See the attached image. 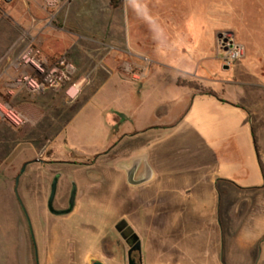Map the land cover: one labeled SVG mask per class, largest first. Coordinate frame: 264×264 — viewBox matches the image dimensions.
Masks as SVG:
<instances>
[{"label":"rangeland","instance_id":"obj_1","mask_svg":"<svg viewBox=\"0 0 264 264\" xmlns=\"http://www.w3.org/2000/svg\"><path fill=\"white\" fill-rule=\"evenodd\" d=\"M72 1L79 3L76 10L71 4L61 10L71 19L60 11L47 24L41 0H0L1 109L8 103L17 111V106L29 103L38 112L36 120H24L20 126L0 123V264H80L83 257L90 264L83 253L93 245L76 237L71 257L52 260L47 248L40 253L42 237L52 238L50 225L61 216L51 215L43 202L37 205V189L29 190L28 182L42 176L50 184L53 173H45L44 166L23 171L16 188L23 205L18 201L15 181L25 160L58 169L64 176L55 206L66 189V176L79 189L87 186V205L76 221L81 223L78 227L92 222L104 237L112 232L103 256L110 264H129V245L114 226L122 219L135 226L127 224L139 238L137 264H171L177 254L185 255L189 247L195 250L188 241L193 238L199 239L198 251L206 263L247 264L249 257L258 261L261 250L243 246L254 234L255 223L246 215L245 204L233 202L253 173L264 176L258 161L264 142V0ZM222 33H231L245 47L243 58L230 65L219 50ZM27 45L38 49L49 65L62 60L72 64L70 82L39 93L13 88L19 74L13 65ZM105 55L119 61L101 63ZM111 73L125 81L118 89H127V96L118 92L109 97L106 90L112 81L88 100ZM73 85L78 92L71 99L66 90ZM200 93L226 94L245 109L189 107L190 116L179 130L154 142L157 131L146 127L168 125ZM151 109L169 116L167 121L148 117ZM126 115L136 119V133L125 136ZM116 116L123 118L112 126L110 120ZM137 153L151 155L152 165L161 170L159 188L131 193L124 170ZM217 168L241 189L219 182L216 219L196 205L189 211V199L172 197L170 181L183 194L185 179ZM27 193L31 206L25 202Z\"/></svg>","mask_w":264,"mask_h":264},{"label":"crops","instance_id":"obj_2","mask_svg":"<svg viewBox=\"0 0 264 264\" xmlns=\"http://www.w3.org/2000/svg\"><path fill=\"white\" fill-rule=\"evenodd\" d=\"M13 1L14 0H12L11 2H13ZM41 2H42L41 6H43V4H44L43 0H41ZM71 2H72V3H70L71 6L70 5H67V6L68 7L70 6L72 11L76 10L77 7L79 6V3L74 4L73 1H71ZM8 3H10V2H5V4H8ZM61 12H62L61 14H64L65 19L70 18V17H68V14H66L67 13L66 10L64 11V13H63V11H61ZM47 19H48V14H47L46 20ZM70 19H69V21H70ZM47 24H48V22H47ZM101 45H103V44H101ZM119 51L124 52L123 50H120V49H119ZM116 59H115V57H111V56L107 57V55H105V56H102L100 62L102 63V62L106 61L107 64H113L114 65L115 63H117L119 61ZM100 80H101V78H100ZM112 81H114L115 83L112 84L106 90V94L109 97H111L112 99L116 97V94L118 92L121 95L124 93V96L126 97L127 96V89L124 91L122 89H118V88H122L121 83H123L125 81L123 79H121L118 74L111 73L109 75V77L106 78V80L104 82L100 83L99 87H97L96 91L93 94H91V96L89 97L88 100H90L91 98L92 99L95 98L100 92H102L105 89V87L108 85V83L112 82ZM18 95H19V92L17 91L13 94V97L15 98ZM23 98L26 99V101H28L30 103L32 102V101H30L31 98H27L26 96H24ZM33 103L35 104L34 101L32 102V104ZM223 105H232V106H235V108L238 110H244L245 109L243 106L235 105L234 102L227 99L226 94H225V96H220V97H216L215 95L208 94V93H200V94H196V95L194 94L191 98V101H190L187 109L184 110L183 114L179 118L176 117L174 120L170 119V121L167 123L168 125L163 124V123H160V124L154 123V125L150 124L146 128L147 129L153 128L157 131V134H155L156 136L153 138L154 142L157 139L156 137H158V139H165L168 136L172 137V135H174L175 132L177 130H179L181 125L190 116V111L187 112L189 107H191V109H193V107H194V109L195 108L205 109V108H214V107L216 109H221V108H223ZM16 110L27 121L30 120L32 122L33 120H36L38 118V112L31 109L29 103H28V105L20 104L19 106H17ZM152 114L154 115L153 117L155 118V120L165 118L167 121V118L169 117L167 115L163 116L162 114H159L158 112H156L155 109H151V113L148 115V117L152 116ZM122 118H123L122 116L121 117L116 116V117H114V119L110 120V123L112 124V126L117 125V124H119V121ZM72 119L70 121H72ZM145 120H147V117L145 118ZM134 121H136V119L133 120L132 115H126V128H128V129H126V131H125L127 133V134H125V136L129 135L132 132L136 133V131L134 130L135 129ZM3 122L4 121H2L0 123L2 124ZM147 122H148V120L145 123H147ZM4 123H9V122L5 121ZM9 125H10V123H9ZM261 132H263V131H261ZM62 133H63V130L58 133V137ZM162 134H163V136H162ZM261 144H262V148H261L260 152L258 153V161L260 162V166L263 167L264 166V142H262ZM131 159H132L131 163L129 165H126V168L129 166H132L133 162L136 159L140 160V163L138 164V168L135 171V175L133 178L134 181H138L144 177L145 170H146V166H145L146 164L151 168L150 175L148 176V180L144 183L139 184V185H131V183H129L127 180V176L125 173L126 169L124 170V174H125L124 179H125L126 185H128V188L131 190V193H137V192L149 189V188H151V189L159 188L161 183H163V181H162L163 178H162L161 170L155 168L152 165L151 155L148 156V154H145V153H137L136 155H133L131 157ZM25 163H27V166L24 168V171H26L27 169H35V168H39V167L44 166V167H46V168H44L45 173H46V171L49 170V172L53 173V177L56 174H60L59 180L60 179L63 180L64 176H62V173L59 172L58 169H52V168L49 169L48 168L49 166L37 165L35 161H29V160L23 161L22 167L24 166ZM57 163H59V162H57ZM22 167H20V170ZM20 170H19V174H20ZM220 172H221L220 169L217 168L214 170L212 169L211 171H206L204 173H201V175L195 179H191V178L185 179L184 184L182 185V187L185 191L183 194L180 193L181 188L179 186H176V184H173L170 181V183H171V185H170L171 187H169L171 190L170 193L172 194V197H174L175 199H181V200H186V201L189 199V201H187L189 211H194V210H196V207H198V209L205 210L204 212H210L209 214L212 216L215 215V219H216L218 216V213H219V211L217 209V198H218L217 193H219V190L217 187H218L219 182H221L223 184V186H225L226 188H227V186H229V183H230L236 189H241V188L245 189L244 192H241L240 194L238 192L236 194L237 198L233 202V204L236 203V205L239 203V207L241 205L245 204L249 209L248 210L249 213L246 215H248V217L250 219H252L253 222L255 223L254 234L251 235L250 239L245 244H243V246H245L247 248H251L252 251L255 249L261 250L258 261L255 262L254 259L249 257L247 264H264V184H263L264 183V176L260 175V173H261L260 171L255 172L248 179V185L241 187V185H238L237 181L228 180L226 178V176L222 175ZM21 174L19 177V182H20ZM53 177H52V179H53ZM66 178L68 180V181H66V180L64 181V183L66 185V189L65 190L62 189V191L60 193L61 197L58 199L57 206L54 205L56 209H64V208L68 207V199H69V194H70V189H71V181H73V180L71 178L69 179L68 176H66ZM171 179H173V178L169 177L168 180H171ZM173 180H175V179H173ZM51 182H52V180H51ZM51 182H50V184L47 185L44 176H42L41 179L37 182L32 181V180H30L28 182L29 183V190H30V188L31 189H34V188L37 189L36 192H33L34 199H35V202H37V205L40 204L41 202H43L47 207V199L49 196V189L51 186ZM15 183H16V181H15ZM73 183H75L77 186L76 201H75L76 203H75L74 210H72L71 213H69V214L60 215L61 217L59 220H53L54 224L52 226L50 225V229H54V230H52V238L50 236L48 237V239L46 236L42 237L40 253L43 252V250H45V248H47L46 251L51 253L53 256L52 260L62 259L60 257L61 255L62 256L67 255V256L71 257V255H73V253H74L73 252L74 247L72 246V241H73V238L76 237L79 242H83V243L88 242L91 245H93V247H91V249L89 251H85L83 253V256L90 257L89 258L90 264H91L92 260H99V261L104 262L105 264H110L107 260H105V258H103V256L106 254V251L109 248L108 247L109 246L108 241H109V239L112 240L113 234L111 232L106 237L101 236V232H100L101 228L100 227H99V229L94 228L92 222L89 223V222H87V220L82 223L83 226L78 227L81 223H77L76 216L78 214H80L81 211L87 205L86 204L87 198H88L87 194H86V187L87 186L81 185V187L79 189L77 182L73 181ZM167 183H169V181ZM58 184H59V182H58ZM69 185H70V187H69ZM18 186H19V184H18ZM18 186H17V188H18ZM15 188H16V186H15ZM29 192L30 191H28V193ZM28 193H27L25 202L28 203L29 206H31V204L29 203V200H28ZM190 198H192L193 201ZM240 199H241V201H240ZM54 202H55V200H54ZM191 204L196 205V207L193 208ZM122 220H124L128 225L129 224L133 225V223L132 222L130 223L129 220L128 221L125 219H122ZM119 222H120V220H119ZM116 223L114 226H117ZM134 230H135V228H134ZM132 233L135 236H137L136 230L132 231ZM188 241L191 244V246L192 245L196 246L195 250H192L189 247L188 253H186L185 255L177 254L175 256L176 257L175 261L172 260L173 262L171 264H210L208 262L207 263L205 262V257L202 256L203 252L198 251L199 239L193 238V239H189ZM103 247H105V248L103 249ZM85 261H86V259L83 257V259L80 260V264H85L86 263ZM211 264H213V263H211Z\"/></svg>","mask_w":264,"mask_h":264},{"label":"built area","instance_id":"obj_3","mask_svg":"<svg viewBox=\"0 0 264 264\" xmlns=\"http://www.w3.org/2000/svg\"><path fill=\"white\" fill-rule=\"evenodd\" d=\"M11 2L12 0H3ZM72 0H43V8L48 14L47 22L55 19L56 15L64 9ZM219 50L222 53L223 61L230 65L233 61L243 58L245 54V47L243 44L237 42L231 33H222L218 38ZM16 63L13 67L19 71L16 82L13 88H25L30 93H39L47 88L51 90H58L70 82L73 75L72 64L60 61L56 65H49L47 60L41 58L38 49L33 48L32 45H27L18 54ZM76 85L70 86L66 90V94L70 96V89ZM77 90L71 97L74 98ZM0 104V120L8 121L11 125L20 126L24 123V117L17 111L10 107V104Z\"/></svg>","mask_w":264,"mask_h":264},{"label":"water","instance_id":"obj_4","mask_svg":"<svg viewBox=\"0 0 264 264\" xmlns=\"http://www.w3.org/2000/svg\"><path fill=\"white\" fill-rule=\"evenodd\" d=\"M221 34L218 35V37H220ZM140 163V160L139 159H136L132 166H129L126 168L125 170V173H126V176H127V180L129 183H131V185H139L141 183H144L148 180V176L150 175V170L151 168L146 164V170H145V175L142 179L138 180V181H134L133 178H134V175H135V171L137 170L138 168V164ZM27 166V163L24 164V166L21 168L20 170V174L24 171V168ZM20 174L16 177V188L19 184V177H20ZM59 177H60V174H56L53 179H52V182H51V186H50V189H49V196H48V199H47V210L50 214L54 215V216H60V215H65V214H69L71 213L72 210H74V207H75V201H76V189H77V186L75 183H73L72 185V189L70 190V194H69V199H68V207L64 208V209H56L55 206H54V200H55V195H56V190L58 189V182H59ZM16 188L14 189L15 190V194H16V197L18 199V201L22 204L19 196H18V193L16 192ZM23 211L24 210V206H23ZM127 226V223L122 220L121 222H119L116 226V229L118 230V232H120L124 227ZM129 227V226H128ZM138 245H140V242L138 243ZM128 260H129V264L132 263L131 259H130V256L128 254ZM91 264H105L104 262L102 261H99V260H92Z\"/></svg>","mask_w":264,"mask_h":264},{"label":"flooded vegetation","instance_id":"obj_5","mask_svg":"<svg viewBox=\"0 0 264 264\" xmlns=\"http://www.w3.org/2000/svg\"><path fill=\"white\" fill-rule=\"evenodd\" d=\"M73 181H71V189H72ZM70 189V190H71ZM119 234L121 237L125 240V242L129 245V249L127 252V255L129 254L130 259L132 261L131 264H137L134 255L138 252V239L137 237L132 233L130 227L126 226L124 227Z\"/></svg>","mask_w":264,"mask_h":264},{"label":"bare ground","instance_id":"obj_6","mask_svg":"<svg viewBox=\"0 0 264 264\" xmlns=\"http://www.w3.org/2000/svg\"><path fill=\"white\" fill-rule=\"evenodd\" d=\"M77 87V86H76ZM76 87H73V88H71L70 89V92H69V94H70V96L72 97L73 95H74V93L76 92Z\"/></svg>","mask_w":264,"mask_h":264},{"label":"trees","instance_id":"obj_7","mask_svg":"<svg viewBox=\"0 0 264 264\" xmlns=\"http://www.w3.org/2000/svg\"><path fill=\"white\" fill-rule=\"evenodd\" d=\"M139 243V242H138ZM139 247H138V252L137 253H139L140 251H141V249H140V245H138Z\"/></svg>","mask_w":264,"mask_h":264}]
</instances>
